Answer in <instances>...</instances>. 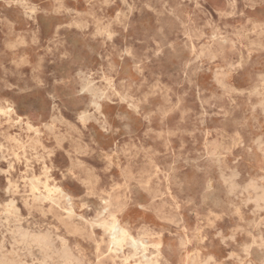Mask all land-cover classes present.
Instances as JSON below:
<instances>
[{
	"label": "rangeland",
	"instance_id": "374dc122",
	"mask_svg": "<svg viewBox=\"0 0 264 264\" xmlns=\"http://www.w3.org/2000/svg\"><path fill=\"white\" fill-rule=\"evenodd\" d=\"M0 172V264H264V0H0Z\"/></svg>",
	"mask_w": 264,
	"mask_h": 264
},
{
	"label": "bare ground",
	"instance_id": "6f19581e",
	"mask_svg": "<svg viewBox=\"0 0 264 264\" xmlns=\"http://www.w3.org/2000/svg\"><path fill=\"white\" fill-rule=\"evenodd\" d=\"M23 1V0H22ZM126 2V1H125ZM152 2V1H151ZM204 3V2H203ZM149 4V3H148ZM154 5V4H153ZM147 7V6H146ZM150 7V6H149ZM151 7H152V4H151ZM156 7V6H155ZM154 7V8H155ZM157 8V7H156ZM171 8V7H170ZM174 9V8H173ZM163 11V10H162ZM173 11V10H172ZM125 12H126V10H125ZM169 14H170V12H168ZM176 13V12H175ZM173 16V15H172ZM161 22V21H160ZM102 26V25H101ZM108 27V26H107ZM145 31V30H144ZM147 31V30H146ZM161 31V30H160ZM103 32V31H102ZM148 33H149V31H147ZM155 32V31H154ZM158 32H159V30H158ZM146 33V32H145ZM159 33H161V32H159ZM163 33V32H162ZM102 34V33H101ZM170 34V33H169ZM148 35V34H147ZM154 35V34H153ZM104 36V35H103ZM146 36V35H145ZM170 36V35H169ZM143 37H144V35H143ZM155 38V37H154ZM164 38V37H163ZM167 39V38H166ZM147 40V39H146ZM149 41V40H148ZM147 41V42H148ZM166 41V40H165ZM168 41V40H167ZM147 42H146V44H147ZM162 47V46H161ZM170 48V47H169ZM163 49V48H162ZM168 49V48H167ZM169 52V51H168ZM165 53V52H164ZM167 53V52H166ZM154 57V56H153ZM155 58V57H154ZM165 68V67H164ZM168 68V67H167ZM159 70V69H158ZM165 70V69H164ZM170 70V69H169ZM186 70H188L187 68H186ZM166 71V70H165ZM195 72H197V71H195ZM213 81V80H212ZM202 102V101H201ZM199 103V102H198ZM94 104L98 107V108H100V105H99V103L98 102H94ZM204 104V103H203ZM200 105H201V103H200ZM14 110V109H13ZM57 111H59V110H57ZM263 111V110H262ZM203 121V120H202ZM65 124H67V123H65ZM70 124V123H69ZM44 125V124H43ZM69 126V125H68ZM127 126V125H126ZM72 129V128H71ZM73 130L75 131V129L73 128ZM72 130V131H73ZM128 130V129H127ZM77 132V131H76ZM259 138H260V136H259ZM262 139V138H261ZM258 141V140H257ZM257 144H259V143H257ZM256 144V145H257ZM258 147H261V146H259L258 145ZM257 150V149H256ZM206 158V157H205ZM5 160V159H4ZM3 160V161H4ZM207 162V161H206ZM78 163V162H77ZM208 163V162H207ZM210 164V163H209ZM209 164H207V166L209 165ZM234 165V164H233ZM10 168H11V166H10ZM173 169V168H172ZM171 169V170H172ZM208 169V168H207ZM174 170H176V169H174ZM222 170H223V168H222ZM210 172V171H209ZM213 172V171H212ZM1 173V172H0ZM173 173V172H172ZM218 173V172H217ZM216 173V174H217ZM221 173H222V171H221ZM232 173V172H231ZM238 175V174H237ZM216 176V175H215ZM232 176V178H233V176L234 175H231ZM230 176V177H231ZM175 177V176H174ZM237 177V176H236ZM239 177V176H238ZM218 178V177H217ZM222 178V177H221ZM172 179H173V177H172ZM178 179V178H177ZM176 179V180H177ZM264 179V178H263ZM262 179V180H263ZM25 180H27V179H25ZM174 180V179H173ZM232 180V179H231ZM236 180V179H235ZM32 181H34V179L32 180ZM226 181V180H225ZM174 182V181H173ZM227 183H228V180L226 181ZM33 183V182H32ZM178 183V182H177ZM225 183V182H224ZM244 183V182H243ZM242 183V184H243ZM245 183H247V182H245ZM248 183H249V180H248ZM176 183L174 182V185H175ZM234 184H235V182H234ZM252 184H254L253 182H252ZM208 185V184H207ZM235 185H237V184H235ZM246 185V184H245ZM255 185V184H254ZM257 185V184H256ZM178 186V185H177ZM237 186H239V185H237ZM236 186V187H237ZM244 186V185H243ZM228 187V186H227ZM231 187V186H230ZM236 187H235V189H236ZM206 188V187H205ZM219 188V187H218ZM225 188V187H224ZM233 188V187H232ZM246 188V187H245ZM258 188H260V187H258ZM258 188H256V189H258ZM46 189V188H45ZM230 189V188H229ZM238 189V188H237ZM240 189V188H239ZM252 190H253V188H251ZM261 189V188H260ZM260 189H259V193H260ZM232 190H234V189H232ZM57 191H59V192H61V193H63V191H62V189H60V188H57ZM226 191V190H225ZM237 190H235V192H236ZM240 192H241V190H240ZM261 192H262V190H261ZM228 193V192H227ZM239 194V193H238ZM237 194V195H238ZM248 194V193H247ZM257 194V193H256ZM255 194V196H260V194L259 195H256ZM236 195V194H235ZM264 195V194H263ZM228 196H229V194H228ZM234 196V195H233ZM236 198H238V197H236ZM154 199H155V196H154ZM230 200V199H229ZM246 200V199H245ZM248 200V199H247ZM251 200V199H250ZM264 200V199H263ZM237 201V200H236ZM233 202V201H232ZM109 203H110V201H109ZM229 203V202H228ZM244 203V202H243ZM247 204H248V202H246ZM256 204L255 205H258L257 204V202H255ZM112 204V203H111ZM110 204V205H111ZM164 204V203H163ZM234 205V204H233ZM253 206V205H252ZM233 207V206H232ZM254 208V207H253ZM257 208H258V206H257ZM233 209V208H232ZM252 210V209H251ZM259 210V209H258ZM254 211H256V210H254ZM253 212V211H252ZM259 212V211H258ZM254 214H256V213H254ZM253 215V214H252ZM112 216V218H113V221L111 222V223H108V224H106L108 227H109V230L111 231V237H112V244L113 245H121L122 244V242L123 241H125L126 239H130V241H131V243H132V246H133V248L136 250V251H138L140 248L142 249V251L143 252H145L146 251V249H147V246L145 245V243L144 242H141V241H137V240H135L133 237H131L130 236V234H129V232H128V230L125 228V226H123L121 223H120V221H119V219L116 217V216H114V215H111ZM254 216V215H253ZM255 217V216H254ZM260 220V219H259ZM164 221V220H163ZM165 221H167L166 219H165ZM257 224V223H256ZM260 226V225H259ZM0 227H1V225H0ZM257 227V226H256ZM264 227V226H263ZM262 227V228H263ZM255 228V227H254ZM3 229V228H2ZM20 234V233H19ZM247 234H249V232L247 233ZM251 235V234H250ZM261 235V234H260ZM18 236V235H17ZM27 237V236H26ZM261 237H262V235H261ZM261 237H260V239H261ZM253 238V237H252ZM255 238V237H254ZM253 238V239H254ZM4 239V238H3ZM22 239V238H21ZM26 239V238H25ZM47 239V238H46ZM259 240V239H258ZM13 241V240H12ZM255 241V240H254ZM262 241V240H261ZM3 242V241H2ZM23 242V241H22ZM39 242V241H38ZM264 242V241H263ZM262 242V243H263ZM15 243V242H14ZM180 244H181V242H180ZM251 244H253V243H251ZM3 245V244H2ZM255 245V244H254ZM263 246H264V244H262ZM34 246V245H33ZM246 246V245H245ZM256 247L257 246H259V245H255ZM29 247V246H28ZM250 247H252V245L251 246H249V248ZM260 247V246H259ZM1 248V247H0ZM246 249H248V247H246ZM245 249V250H246ZM260 249V248H259ZM56 250V249H55ZM62 251V250H61ZM20 252V251H19ZM59 252V251H58ZM38 253V252H37ZM0 255H2V254H0ZM32 255V254H31ZM38 255V254H37ZM53 255H54V253H53ZM192 255V254H191ZM248 255V254H247ZM16 256H17V254H16ZM49 256V255H48ZM69 256V255H68ZM106 256V255H105ZM249 256H250V254H249ZM64 257V256H63ZM24 258V257H23ZM143 258H147V256L146 255H143ZM210 259V258H209ZM207 260V259H206ZM264 260V259H263ZM14 261V260H13ZM262 262V261H261ZM3 263V262H2ZM8 263V262H7ZM7 263H5V264H7ZM45 263V262H44ZM43 263V264H44ZM78 263V262H77ZM86 264V263H85Z\"/></svg>",
	"mask_w": 264,
	"mask_h": 264
}]
</instances>
